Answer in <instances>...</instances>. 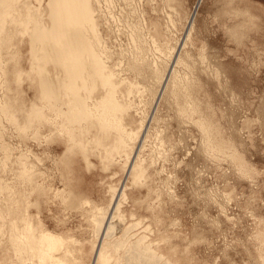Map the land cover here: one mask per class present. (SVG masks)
Masks as SVG:
<instances>
[{
  "label": "rangeland",
  "instance_id": "374dc122",
  "mask_svg": "<svg viewBox=\"0 0 264 264\" xmlns=\"http://www.w3.org/2000/svg\"><path fill=\"white\" fill-rule=\"evenodd\" d=\"M4 1L0 264H98L93 215L110 205L115 190L122 194V220L110 223L109 243L130 230L132 240H145L150 248L144 247L160 255L154 264H264V0H89L99 26L96 51L103 47L117 83L140 88L123 89L119 97L130 107L125 122L135 136L133 149L105 163L96 151L86 161L78 151L68 153V136L51 126L54 117L67 124L61 116L67 101L50 104L31 80L36 70L53 84L62 81L64 69L54 58L40 63L52 39L66 42L71 53L78 45L94 51L86 19L78 20L81 31H70L54 19L52 0H10V14ZM68 9H59L67 19ZM136 35L148 47V62L170 71L156 94L146 92L152 83L139 80L129 65ZM173 74L185 92L174 94ZM188 107L193 111L184 113ZM33 111H42L48 123L33 130L28 124L20 134L16 126ZM18 160L31 183L17 180ZM134 164L143 169L139 183L131 175ZM7 194L26 197L27 224L19 211L4 214L5 205L14 204ZM42 233L52 240L45 260L16 254L23 236Z\"/></svg>",
  "mask_w": 264,
  "mask_h": 264
},
{
  "label": "bare ground",
  "instance_id": "6f19581e",
  "mask_svg": "<svg viewBox=\"0 0 264 264\" xmlns=\"http://www.w3.org/2000/svg\"><path fill=\"white\" fill-rule=\"evenodd\" d=\"M1 4L7 6L6 13L10 14L9 6L13 2L9 0ZM65 7L69 8L67 11L68 19L63 17L62 12L59 11L60 8ZM50 8L54 13V19L58 20L60 25L65 23L69 24L70 31H81L84 28V24L78 20L79 18H85L87 21L85 29L89 31L96 41L94 51L84 50L81 45H78L74 53H71V48L66 42L52 39L48 45L47 54L40 63L54 58L64 69L65 73H63L62 81H60V78H56L57 81L53 84L49 76H46L43 72L40 71L37 73L35 70L33 73L31 80L36 81L37 88L43 94V98L46 99L45 101L50 104L59 103L62 100L67 101L69 111L61 115L67 124L62 125L60 123L61 119L54 117L55 123L51 124L56 129L54 134L68 136L66 138L69 146L68 153L78 151L77 153L83 155L85 161L87 153L92 151L98 152V157L102 163L109 161L118 154H126L127 150L130 151L133 149L131 147V141L135 140V136L132 135L133 133H126L127 124L125 122V114L130 107L124 100L119 99V97L123 89L130 94L133 92L139 93V86L128 87L120 81L117 83L114 73L108 70L105 60L101 55L103 47L101 54L96 51L97 45L101 42L100 36L97 33L99 26L95 24L89 0H52ZM74 10L77 13L73 17V20H69L72 19L71 12ZM57 11H59L58 15L55 14ZM21 24H24L25 30L28 31L29 21H23ZM5 25L6 22L0 20V35L4 34L2 29H4ZM63 36L65 37V34ZM156 41L158 42L160 40L158 39ZM133 42L134 47L132 46L133 50L131 51L133 52L132 58L129 60V65L136 72L139 80L148 81V84L152 83L153 86L146 89V92L156 94L157 85L160 82L165 83V78L168 73L170 74V71L167 67H154L148 62V47H146L142 35H136ZM0 45H4L2 39H0ZM159 50L162 51V48ZM109 54L107 56L108 61H110V56L112 57L110 52ZM37 62L38 59L35 58L34 64L36 65ZM180 80L183 82V79L178 74H173L171 88L175 90L174 94H178V91H186V87L180 84ZM167 81L166 83H168ZM58 85L59 87L57 89H53ZM190 94L191 92L184 97L189 99L191 97ZM93 96H96L94 104L91 107L86 106V103ZM184 97L182 95L181 99ZM187 111L191 112L193 109L190 107L183 109L184 113H187ZM23 117L25 124L20 127L19 124L16 126V130L20 134L26 131L28 124L32 125L33 130L37 126L48 123L42 111L27 112ZM16 121L17 117L12 120V122ZM140 125L142 126L143 124ZM200 128L204 133L208 131L205 126H200ZM38 133L39 130L33 131L34 136H37ZM17 164L19 166L16 175L17 180L23 184L31 183L32 176L28 174L27 170L22 168L21 161L18 160ZM131 175L133 182L139 183L143 177L141 165L134 164L131 167ZM32 187L34 191L36 186L34 187L33 185ZM117 192V190L113 191L111 203L107 208H96V213L93 215V223L97 236L94 251L98 264L156 263V256L159 258L160 255L147 250L145 247H150L146 246L145 240H132L129 236L130 230H126V233L115 241L110 243L106 241L109 238L106 239V235L109 234L112 220L115 218L122 220L120 210L118 209L122 194L121 192L117 194ZM6 196L14 204H6L3 211L4 214L10 215L19 211L22 213L20 222L27 224L29 202L26 197L22 196L16 201L15 194H7ZM24 230H32L34 232L32 226H26ZM51 247L52 240L47 234L42 233L41 235L31 237L23 236L15 252L18 256H25L29 260L37 259L42 261L45 260L44 249L50 250Z\"/></svg>",
  "mask_w": 264,
  "mask_h": 264
}]
</instances>
